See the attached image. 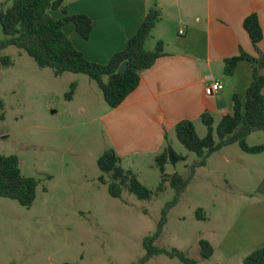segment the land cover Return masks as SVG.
Returning <instances> with one entry per match:
<instances>
[{"label": "rangeland", "instance_id": "obj_1", "mask_svg": "<svg viewBox=\"0 0 264 264\" xmlns=\"http://www.w3.org/2000/svg\"><path fill=\"white\" fill-rule=\"evenodd\" d=\"M13 2L0 0V9ZM49 14L63 16L60 11ZM1 58H8L7 64ZM73 83L79 86L68 100ZM0 99V155H16L22 174L39 181L30 208L0 198V264H140L147 255L145 241L156 235L161 222L154 247L176 249L199 264H243V254L228 259L219 246L258 196L257 178L244 177L254 174L255 155L233 144L199 167L201 159L172 134L168 143L185 160L168 163L166 173L188 180L177 203L171 205L176 190L170 182L158 191L162 174L153 156L122 162L153 192L152 198L141 200L126 187L121 198H114L99 180L98 160L111 140L102 117L108 104L95 81L84 74L55 76L26 52L10 47L0 52ZM220 121L215 118V129ZM196 131L200 138L207 135L201 122ZM247 143L264 144V131L251 134ZM201 240L216 249L210 259L201 256ZM145 264L183 263L158 255Z\"/></svg>", "mask_w": 264, "mask_h": 264}, {"label": "crops", "instance_id": "obj_2", "mask_svg": "<svg viewBox=\"0 0 264 264\" xmlns=\"http://www.w3.org/2000/svg\"><path fill=\"white\" fill-rule=\"evenodd\" d=\"M64 4L71 15L83 14L93 21L88 40L70 24L64 32L89 61L100 65L126 48L151 8L160 11L146 49L154 51L162 42L164 55L142 72L139 87L122 105L108 106L102 116L111 148L123 161L131 156L156 159L176 134L178 123L188 120L196 127L204 114L214 122L216 117L222 120L233 113L236 96L245 101L256 64L239 62L233 76L225 75L224 68L226 59L241 52L260 58L244 28L252 15L258 16L263 30L258 48L264 56V0H64ZM260 74L264 76V69ZM214 81H221L225 89L207 96L205 89ZM255 156L254 174L246 172L244 177L257 178L258 196L219 246L228 259L240 254L246 259L264 247V153Z\"/></svg>", "mask_w": 264, "mask_h": 264}, {"label": "trees", "instance_id": "obj_3", "mask_svg": "<svg viewBox=\"0 0 264 264\" xmlns=\"http://www.w3.org/2000/svg\"><path fill=\"white\" fill-rule=\"evenodd\" d=\"M60 11L62 18L55 19L49 12ZM160 11L157 6L151 8L137 34L130 39L126 48L115 54L108 64L100 65L89 61L80 52L64 32V27L73 24L76 32L88 40L93 29V21L86 15H71L64 4V0H14L8 9H0V52L15 47L26 52L41 68L51 69L55 76L65 73L84 74L95 81L104 95V99L111 109H116L133 93L140 84L143 71L152 68L156 61L164 55V45L158 42L154 51L146 49V43L152 35L153 29L160 21ZM244 28L260 55L253 58L244 52L237 57L225 60L224 72L233 76L239 62L249 61L256 64L254 80L247 91L245 101L238 96L234 98L233 113L222 118L217 128L210 114H204L201 121L207 127V135L200 138L192 121H182L177 124L175 132L180 143L190 152L195 153L201 161L199 167L206 166L207 158L221 151L223 148L238 144L247 154L258 155L264 153V144L249 145L247 138L256 131H264V76L260 71L264 69V56L258 45L263 39V30L257 15L248 17ZM8 62V58H1ZM128 63V69L120 73L119 67ZM78 85L73 83L67 94L72 100ZM4 104L0 99V120H4ZM218 138V140L216 139ZM185 160L178 155L170 145L159 154L155 161L162 174V182L158 191L170 182L176 190V197L171 205L177 203L178 197L188 185V180L179 173L169 177L166 173L168 163L177 164ZM122 158L110 148L99 158L98 166L103 173L100 182L108 184L109 193L114 198H121L123 187L141 200H149L153 192L142 185L136 175L122 167ZM109 175L111 182L106 180ZM39 181L22 174L20 161L16 155H0V198H8L18 202L21 206L30 208L37 198ZM170 205L167 206V209ZM199 219H204L203 211L198 210ZM164 222L153 238H147L145 247L146 257L140 264L147 263L151 258L165 255L177 258L183 264H199L188 258L184 253L173 249L171 251L153 246V240L159 237ZM201 256L210 259L214 255V248L206 240L200 241ZM243 264H264V247L254 251L244 260Z\"/></svg>", "mask_w": 264, "mask_h": 264}, {"label": "built area", "instance_id": "obj_4", "mask_svg": "<svg viewBox=\"0 0 264 264\" xmlns=\"http://www.w3.org/2000/svg\"><path fill=\"white\" fill-rule=\"evenodd\" d=\"M180 34L183 35L184 30H181ZM224 89H225V86L221 81H214L210 83L209 85H207L205 89V94L210 97L215 96L216 94L222 92Z\"/></svg>", "mask_w": 264, "mask_h": 264}, {"label": "water", "instance_id": "obj_5", "mask_svg": "<svg viewBox=\"0 0 264 264\" xmlns=\"http://www.w3.org/2000/svg\"><path fill=\"white\" fill-rule=\"evenodd\" d=\"M128 69V63L124 62L120 67H119V72L124 73Z\"/></svg>", "mask_w": 264, "mask_h": 264}]
</instances>
